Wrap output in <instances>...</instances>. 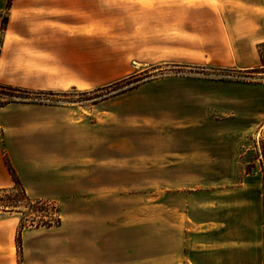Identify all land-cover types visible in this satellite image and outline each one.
<instances>
[{"label":"rangeland","instance_id":"rangeland-1","mask_svg":"<svg viewBox=\"0 0 264 264\" xmlns=\"http://www.w3.org/2000/svg\"><path fill=\"white\" fill-rule=\"evenodd\" d=\"M4 1L0 8L3 69L15 60L12 38L31 48L29 66L47 70L42 58L56 52L58 35L69 31V25L87 24L95 35L97 57L93 50L91 54L98 67H104L97 76L109 77L128 69L109 84L134 72L145 82L134 88L140 87L138 90L132 89L137 91L133 96H124L132 90L109 96V90L94 91L109 84L91 89L24 88L11 86L16 79L10 78L9 69L0 74V86L55 93L16 94L17 102L0 106V123L24 129L33 116L44 118L50 111L55 118L61 113V198L28 192L39 200L34 205L47 207V211L25 209L27 215L0 211V264H154L155 257L165 258L163 264H185V250L180 252L192 241V230H187L191 220L200 219L203 185V169L192 166L188 153L205 145L222 149L241 137V146L251 148L239 159L259 158L253 149L257 138L251 130L242 136L220 135L218 116L204 118L199 94L189 92H201L204 81L264 84V44L258 49L261 67L230 70L209 62V44L203 47L200 38L186 37L187 15L211 16L207 11L190 13L179 4L175 25L170 23L168 5L163 3L158 9L155 0ZM71 45L81 51L86 43L75 39ZM84 53L80 64L82 61L85 69L89 57ZM32 83L47 82L38 78ZM9 93L0 88V105L9 99ZM99 95H106L102 101L109 103L104 111L92 104ZM193 99L199 105L194 107L198 118L188 119ZM16 126L9 131L0 127L3 165L5 159L9 161L4 134ZM202 128H210V134H202ZM12 150L16 156L21 149L15 143ZM261 155L264 160L263 149ZM244 169L251 172L252 165ZM206 170V180L212 182L231 172L213 167ZM50 216H58L61 226H40V219ZM101 224L112 226L107 233L112 238L99 245L90 237L97 234L94 226ZM106 250L111 251L108 257Z\"/></svg>","mask_w":264,"mask_h":264},{"label":"crops","instance_id":"crops-1","mask_svg":"<svg viewBox=\"0 0 264 264\" xmlns=\"http://www.w3.org/2000/svg\"><path fill=\"white\" fill-rule=\"evenodd\" d=\"M4 2L0 0V8L5 5ZM155 2L157 3L155 5H159L158 9H162L163 3L168 5L170 23L175 25L178 23L179 4L180 9L190 13H193V10L211 13L209 17L187 15L184 21L187 38L195 36L200 38L203 47L209 44L206 54L211 64L230 70L261 67L262 60L258 49L264 44V0H182L181 2L155 0ZM87 28V24L69 25L67 28L69 31H63L58 35L56 52L47 53L42 58V61L47 63V70L33 69L29 66L32 61L29 55L32 52L31 48L27 43L12 38L10 49L14 51L15 60L11 57L14 61L6 69H3L4 65L2 66L4 61H1L0 74L9 69L7 72L15 77L10 76V78L16 79L11 86L17 87L91 89L109 84L128 72L129 70L126 69L109 77L97 76L98 69L104 67L97 65V58H94L97 57L95 35ZM75 39L86 43L81 51L71 45ZM5 43L6 39L3 45ZM92 50L94 57L91 54ZM83 51L84 55L89 57L85 69L82 61L80 64ZM18 56L22 60L21 63H18L19 58L16 59ZM38 78L47 83L33 84L32 81ZM201 84V92L192 89L189 93L193 96L199 94L202 104L201 114L204 118L208 115H217L218 117L215 116L219 124L217 132L222 136H242L248 134V129L251 130L253 136L257 138L253 149L258 151L259 158L251 161L239 159L251 148L241 146V137L234 139V144L231 146H224L222 149H212L205 145L188 153V158L193 162L192 166L203 169V185L200 219L191 220L192 226L187 230H192V241L186 243L185 249L181 248L180 254L185 250V264H264V160L261 155V150L264 151V84L224 80L204 81ZM134 90L125 93L124 96L136 94L134 92L137 91ZM108 104L107 101H102L96 106L104 111ZM194 104L193 99L189 107L192 111L187 114L188 119L198 118L194 107L199 105ZM26 105L49 108L38 104ZM46 113L47 117L33 116L31 120H27L24 129L14 125L16 126L14 130L5 133V150L28 195L29 193L40 196L56 195L61 198V113L55 118L51 117L50 111ZM247 122L250 125L248 127ZM14 126H9L3 121L0 123L3 130L9 131ZM210 132V128H202V134L207 135ZM15 143L21 149L16 156L12 150ZM248 165H252L251 172L244 169ZM211 167L231 169V172L212 182L209 178L206 180L205 173L206 169ZM10 184L11 178L3 165L0 153V188ZM41 191L47 193L41 194ZM94 228L97 234L90 238H95L96 243L100 245L103 239L111 240V234L107 233L112 231V226L101 224L95 225ZM77 238L78 241L82 240L81 235ZM80 250L79 246V253ZM110 253L111 251L106 250L105 256H110ZM164 259L155 257L153 263L163 264Z\"/></svg>","mask_w":264,"mask_h":264},{"label":"trees","instance_id":"trees-1","mask_svg":"<svg viewBox=\"0 0 264 264\" xmlns=\"http://www.w3.org/2000/svg\"><path fill=\"white\" fill-rule=\"evenodd\" d=\"M8 5V4H7ZM140 75H137L136 72L132 73L130 76L123 78L119 81H116L112 84L106 85L101 88L94 89L95 92L103 91V90H109V96H117L120 94H123L129 90H132L136 87H138L142 82H145V78H140ZM1 89L6 90L10 92L9 94H6V96L9 97V99H6V101L1 104L0 106L7 105L11 102H17L18 100H15L14 98L17 96L16 94L20 95H44V94H55L54 92H31L27 90H22L19 88L9 87V86H0ZM106 95H99L94 98V101L92 104H97L98 102L104 100ZM42 103L43 101H39ZM5 166L7 168V171L11 178V185L9 188H0V211H7V212H15L27 215L25 212L26 210L36 211L39 212V210H43L44 212L47 211L46 208H37L34 204L38 203L39 200H33L26 192L25 188L23 187L19 177L15 173L14 169L10 165L8 159L4 160ZM55 210L53 214H55ZM26 217V216H25ZM53 217V216H52ZM44 218V217H43ZM41 225L44 227H52V226H58L60 225V218L57 216V218H51L48 217V219H40ZM23 229V228H22ZM20 247V246H19Z\"/></svg>","mask_w":264,"mask_h":264}]
</instances>
